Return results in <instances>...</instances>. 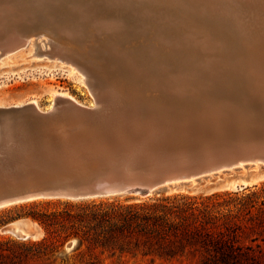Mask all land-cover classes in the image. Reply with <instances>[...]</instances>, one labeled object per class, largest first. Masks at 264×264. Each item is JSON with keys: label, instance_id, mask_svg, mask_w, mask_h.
Returning <instances> with one entry per match:
<instances>
[{"label": "rangeland", "instance_id": "obj_1", "mask_svg": "<svg viewBox=\"0 0 264 264\" xmlns=\"http://www.w3.org/2000/svg\"><path fill=\"white\" fill-rule=\"evenodd\" d=\"M115 6L114 0H0V10L11 9L13 12L12 17H6L13 21H4L5 25L2 26L4 34H9L11 30L17 29L27 37L23 39V45L20 48L8 52L0 50V104L12 106L22 103V105H25L31 101H35L40 109L44 110L43 112H47L56 103L52 97V91H55L64 94L68 93L72 97V100L79 102V105L81 104L87 108H91L92 105L97 107L91 88L80 80L81 72L77 69L73 72V66L70 63L50 53V50L54 48L52 39H56L59 42H65V40H67L66 42H73L69 45V48L75 47V44L81 47L86 44L92 45L90 43L92 39L98 40V42L94 43L95 46L103 42V38L113 41L120 39V48L127 50L125 54L122 53V56H118L116 51L111 52L110 49L108 50V54H103L104 52L98 53L103 58L108 57L110 59L103 65L101 72L94 71L96 75H100L103 78L105 83L102 82V84L108 88H111L113 84L114 86L118 85L120 94L117 93L118 90L114 89V91L120 96V101H118L120 106L132 105L133 101H137L146 107V109L139 111L140 114L156 116L158 120L164 118L163 125L160 124L161 127L159 128H155V126L162 122H154L151 118L146 119L151 123L148 126L152 127V130H169L171 132V128L167 126L169 124H164L166 117L169 115L177 120L176 123L185 122L184 124L188 125V127L184 129L193 130L195 133L198 132L200 140H194L190 137L182 138L181 132L180 135L177 132V136L174 134L171 138L172 140L169 139L166 142L168 144L165 143L164 146L160 147L161 150H156V152L152 153L146 152L144 155H141L129 152L128 150L123 151L119 149L118 145L107 148L105 144L109 139L104 133L106 129L99 124L85 121H81L80 123L78 120L68 119L67 130L63 132L58 129L62 134H72L73 137L65 135L64 140L60 141L54 135L57 126H59L56 119H50L48 122L36 121L31 118L30 110L23 107L14 117V126L16 127L12 131L11 142L9 141L8 148L2 149L0 152V196L9 194L14 189L47 188L60 181L69 182L73 175L90 177L99 171L107 172L108 169H117L116 164L110 159L115 152V155L117 154L116 156L120 159H118L120 165L124 166V170H121V172L128 171L129 173L136 174L142 171L149 172L154 168L163 170L166 166L168 168V166L174 165V167L170 168L177 169L180 166L178 162L182 161V155L194 163V159L201 160L208 153L216 155L220 153L219 151H225L229 147L234 148L240 145L242 147L247 143H253L252 141L257 139L260 142L264 141V52L262 53V50L264 51V39L262 38L264 37V9L261 12L262 16L259 15L255 21L247 15L244 16L243 22L247 25V29L214 32L212 30L200 29L199 23L193 21L195 22V29L190 20L186 21L184 18H181L178 20L181 23H179L176 30L170 31L171 33L164 32L161 34V32L150 30L152 29L153 22L148 21L147 23L144 20L146 18L138 12L135 14L136 16L133 15L135 17L125 12L123 18L121 17L122 30L119 29L117 32L108 31L103 27V24L105 21L111 22L117 17ZM154 6L151 8L147 7L148 10L150 9L151 15L159 13L161 16L162 13H166L164 7L160 9L161 6ZM262 6L264 8V0H262ZM125 8L127 7L125 6ZM161 10L163 11L161 12ZM2 19L0 20L2 21ZM251 22H253V25L250 27ZM42 29H49V32L46 33L49 36V47H46V45L42 47L37 42L32 45V41L40 39L41 35L32 37L26 35L33 31L46 32ZM223 32H225L226 36L225 34L223 35ZM70 33L73 34L71 35ZM230 34L232 35L230 36ZM63 37L66 39L64 40ZM244 40L248 43L247 46H245ZM56 41L55 43L59 46L60 43ZM74 41H78L79 43H74ZM252 43L255 53H253ZM148 52L150 53L148 54ZM256 53L260 56L259 58ZM138 70L140 74L136 73ZM145 72H148V75ZM150 72L158 76L157 79L160 82L157 81L153 85L151 79L156 78H151ZM113 74L118 78L116 80L119 81L117 82L119 84L112 83L114 81V78L112 79ZM163 74L165 75V79ZM187 78H191L192 80H187ZM239 92L241 93L239 94ZM95 107L92 109L98 108ZM184 110H189L190 112ZM202 113L205 117L202 116ZM130 114L135 115L133 112ZM193 115L196 120L193 119ZM261 115H263V118ZM67 116L73 118L72 115H66L65 117ZM188 116H191V118ZM245 117L246 120H244ZM185 119L187 120L185 121ZM115 120L109 122L116 125L119 121ZM130 124L128 127L134 126L140 129H151L146 124H139L135 120H131ZM226 125L227 127H225ZM213 128L216 129L214 130ZM52 129L54 130L52 131ZM92 134H97L100 138H103V142L99 140L94 141L91 137ZM49 135L51 138H49ZM68 139L74 140H71V142ZM17 140L20 142H17ZM37 140L38 142L36 143ZM29 141L30 143H28ZM78 141H84L87 147L79 148ZM188 141H190L189 144ZM31 142H34L33 145ZM98 143H103L104 147L101 151L99 150ZM63 144L69 147H65ZM209 150L212 152H208ZM180 152L184 154L180 155ZM124 154L127 155L125 156ZM119 155L122 156L120 157ZM124 158L126 159L124 160ZM11 163L12 165L15 164L13 166L15 169L11 167ZM150 163L152 164L150 165ZM256 164L254 161L246 160L242 164L243 166L229 167L214 174L200 176L193 181L176 183L171 187L162 188L147 197L130 194L111 198H116L120 201H126L127 199L132 201L133 199L145 200L162 195L189 194L207 196L217 192H240L247 187H261L264 185L263 163H259V168L255 167ZM152 165L154 166L151 167ZM8 166L13 171L18 169L19 172L22 168L21 174L18 171L16 172L17 175L16 173L14 174L11 169L9 170L10 167ZM30 166L31 168L33 166L32 169L35 174L32 172L33 170ZM56 168L58 171H56ZM29 170L32 171L30 172ZM2 171L6 175H3ZM242 186L246 187L242 189ZM31 207L32 204L29 202L0 210V242L11 241L7 246L14 254L11 258L0 260L3 264H87L90 260H93L96 264H153L150 259L143 258L142 256L120 257L117 255L113 256L108 252L101 253L98 251L94 256L90 257L86 245L81 248V252L76 251L78 247L77 239L70 240L49 256H27V249H30L32 243L41 241L45 237L44 230L37 223L28 219L36 225V237L23 240L8 232L7 228L17 219L26 218L23 215ZM40 209L46 210L45 205H42ZM155 264H199V258L186 257L172 262L157 261Z\"/></svg>", "mask_w": 264, "mask_h": 264}, {"label": "trees", "instance_id": "obj_2", "mask_svg": "<svg viewBox=\"0 0 264 264\" xmlns=\"http://www.w3.org/2000/svg\"><path fill=\"white\" fill-rule=\"evenodd\" d=\"M30 203L23 216L37 223L45 237L32 243L27 256H49L77 239L76 251L86 245L90 257L99 251L142 256L153 264L186 257L199 258V264H264V185L207 196ZM10 242H0V260L14 256Z\"/></svg>", "mask_w": 264, "mask_h": 264}, {"label": "bare ground", "instance_id": "obj_3", "mask_svg": "<svg viewBox=\"0 0 264 264\" xmlns=\"http://www.w3.org/2000/svg\"><path fill=\"white\" fill-rule=\"evenodd\" d=\"M259 2V3H257ZM114 4H116V8H115V13L117 14V17L115 19H113L111 22H104V26L108 31L112 30V31H116L117 30H122V18L125 15V12L128 15H135L138 13H141V15H143L148 23V21H152V26L150 30H153L155 32H170L173 30H176V28L179 26L178 20H180L181 18H184L186 21L192 22V26H194V28L196 29L193 21H196L197 23H199V28L203 29V30H212L214 32L217 31H229V30H233V29H237V30H241V29H247V25L244 24L243 19L244 16H249L251 17V19H253L254 21L259 17V15L262 16L261 12L263 11V6H262V0H114ZM2 5V4H1ZM154 5H156V7H160V9H163L164 7V11L166 13H162L161 16L159 13H157L156 15H151L148 8H151L152 6L155 7ZM125 6L128 8H125ZM6 8H10V7H6ZM111 8V7H110ZM159 9V8H158ZM83 10V9H82ZM81 10V11H82ZM154 10V9H153ZM20 11V10H19ZM95 11V10H94ZM142 11V12H141ZM156 11V10H155ZM163 10H161L162 12ZM152 12V11H151ZM159 12V11H158ZM153 13V12H152ZM264 14V13H263ZM7 16H13V12L11 9L7 10V9H1L0 10V19H2V21L0 20V50H4L6 52L20 48L22 44L23 39L27 38L25 37L24 34H22L20 31L16 30H11L9 32V34H4L3 31V27L5 25L4 21H13L10 20L8 18H6ZM108 16V15H107ZM136 16V15H135ZM133 16V17H135ZM260 16V17H261ZM122 17V18H121ZM15 18V17H14ZM111 18V17H110ZM132 18V17H131ZM262 18V17H261ZM6 19V20H5ZM16 20V19H15ZM145 21V22H146ZM252 21V20H251ZM260 21V20H259ZM264 21V20H263ZM259 23V22H256ZM253 25V22L250 23V27ZM8 26V25H7ZM13 26V25H12ZM11 26V27H12ZM9 27V26H8ZM10 27V28H11ZM249 27V28H250ZM256 27V26H255ZM174 28V29H172ZM80 29V28H79ZM46 32L42 33V32H29V34L27 33L26 35L28 37H32L35 35H41L40 39L32 41V45H34L35 42L39 43L42 47L46 45V47H49V36L46 34L47 32H49V29H42ZM187 31V30H186ZM239 32V31H238ZM113 33V32H112ZM121 33V32H120ZM171 33V32H170ZM241 33V32H240ZM49 34V33H48ZM71 34V33H70ZM73 34V33H72ZM71 34V35H72ZM115 34V33H114ZM118 34V33H117ZM133 34V33H132ZM173 34V33H172ZM184 34V33H183ZM225 34V32H223V35ZM233 34V33H232ZM230 34V36L232 35ZM113 35V34H112ZM116 35V34H115ZM147 36V34H145ZM177 35V34H176ZM229 35V34H228ZM240 35V34H239ZM243 35V34H242ZM117 36V35H116ZM226 36V34H225ZM234 36V35H233ZM92 37V36H91ZM115 37V36H113ZM163 37V36H162ZM202 37V36H201ZM53 38V37H52ZM64 38V37H63ZM155 38V37H154ZM173 38V37H172ZM249 38V37H248ZM257 38V37H256ZM264 39V37H262ZM66 38H64L65 40ZM150 39V38H148ZM162 39V38H161ZM228 39V38H227ZM244 39V38H243ZM246 39V36H245ZM54 42V48H52V50H50V53H53V55L55 57H58L60 59H62L63 61L70 63L73 68L72 71H76L79 70L81 72V76H80V80L83 84L88 85L91 88V91L94 95V98L96 100V106L92 105L91 108H87L85 106H82L81 104L79 105V102H75L74 100H72L71 96L68 93H58L55 91H52V97L54 99V101H56L55 105L52 106L50 108V110H48L47 112H43L40 107L38 106L37 102L35 101H31L30 103H28L29 105H33V108H29L30 112H33L31 109L34 110L35 113L37 114H44L47 116V118L49 119H56V121L59 123V126H57V128H59L61 131H66L68 128V120L67 118H65L66 115H72V116H78V118H83L86 119L88 117H94L95 115L97 116V114H105V118L109 119V118H113L116 119L115 121H119V123H117L116 125H118L119 129H133V127H128L130 124L131 120H135L137 121V123H144L146 124V126H148V124H151L149 121H147L146 119H152L154 122H162V123H158L155 128H159L161 127L160 124L163 125V119L158 120L156 116H145L144 114H140L139 111H141L142 109H146V107H144V105H142L141 103H138L137 101H133L134 103L132 105H119V95L120 94V89L118 88V85L114 86L111 85V88H108L106 86H104L102 84L105 83L103 78L100 75H96L94 71H100L103 69V65L106 64L108 62V60H110L108 57L107 58H103L102 56H100L98 53H103V54H108V50L110 49L111 52H115L117 53V55L122 56V53L125 54L127 50L120 48L121 46V41L120 39H116V40H108L106 38H103V42L98 43V46H95L94 43L98 42V40L96 41L95 39H92L90 41V43H92V45H83L82 47L79 46L78 44H75V47L73 48H69V45L72 44L71 41L66 42L67 40L64 41H56V39H52ZM63 40V39H62ZM122 40V39H121ZM139 40V39H138ZM152 40V39H151ZM190 40V39H189ZM193 40V39H192ZM58 42L60 43L59 46L55 43ZM106 41V42H104ZM136 41V40H135ZM178 41V40H177ZM191 41V40H190ZM202 41V40H201ZM200 41V42H201ZM242 41V40H241ZM248 42V40H246ZM250 41V40H249ZM253 41V40H252ZM263 41V40H262ZM78 42V41H74ZM134 42V41H133ZM169 42V41H168ZM165 42V43H168ZM243 42V41H242ZM241 42V43H242ZM245 42V40H244ZM79 43V42H78ZM157 43V42H156ZM196 43V42H195ZM232 43V42H231ZM251 43V42H250ZM249 43V45H250ZM256 43V42H255ZM233 45V43H232ZM242 45H244V43H242ZM248 43L245 42V46H247ZM253 45V43H252ZM157 46V45H156ZM231 46V45H230ZM258 46V45H256ZM150 47V46H149ZM158 47V46H157ZM191 47V46H190ZM244 47V46H243ZM254 49V45L252 46ZM159 48V47H158ZM174 48V47H173ZM188 48V47H187ZM246 48V47H245ZM244 48V49H245ZM127 49V48H126ZM183 49V48H182ZM251 49V48H249ZM247 49V50H249ZM164 50V49H162ZM168 50V49H167ZM185 50V49H184ZM192 50V49H191ZM259 50V49H258ZM133 51V50H132ZM179 51V50H178ZM183 51V50H182ZM194 51V50H193ZM235 51V50H234ZM233 51V52H234ZM241 51V50H240ZM254 51V52H253ZM252 52L255 53V49ZM94 52V53H93ZM153 52V51H152ZM162 52V51H160ZM173 52V51H172ZM175 52V51H174ZM190 52V50H189ZM243 52V51H242ZM258 52V51H257ZM264 51L262 50V53ZM150 52H148L149 54ZM192 53V52H191ZM232 53V52H230ZM229 53V54H230ZM188 54V53H187ZM235 54V53H234ZM245 54V53H244ZM251 54V53H250ZM257 54V53H256ZM255 54V55H256ZM160 55V54H159ZM177 55V54H176ZM193 57L194 54H192ZM221 55V54H220ZM249 55V54H248ZM254 55V54H253ZM258 55V54H257ZM146 56V55H145ZM150 56V55H148ZM211 56V55H210ZM247 56V55H246ZM151 57V56H150ZM232 57V55H231ZM236 57V56H235ZM243 57V56H241ZM252 57V56H251ZM256 57V56H255ZM254 57V58H255ZM260 56L258 55V58ZM248 58V57H247ZM253 58V57H252ZM251 58V59H252ZM264 58V57H263ZM214 60V59H213ZM257 60V59H256ZM194 61V60H193ZM212 61V60H211ZM262 61V60H260ZM259 61V62H260ZM196 62V61H195ZM228 62V61H227ZM255 62V61H254ZM187 63V62H186ZM216 63V62H215ZM263 63V61H262ZM260 63V64H262ZM197 64V63H196ZM228 64V63H227ZM236 64V63H235ZM257 64V63H256ZM225 65V64H224ZM124 66V65H122ZM147 66V65H146ZM194 66V65H193ZM249 66V65H248ZM263 66V65H262ZM159 67V66H158ZM177 67V66H176ZM196 67V66H195ZM236 67V66H235ZM261 67V66H260ZM101 68V69H100ZM155 68V67H153ZM180 68V67H179ZM262 68V67H261ZM264 68V66H263ZM146 69V67H145ZM135 70V69H134ZM117 71V70H116ZM187 71V70H186ZM189 72V71H188ZM193 72V71H192ZM261 72V71H260ZM137 74L139 73V70L136 72ZM151 73V72H150ZM208 73V72H207ZM259 73V72H258ZM257 73V74H258ZM145 74L148 75V72H145ZM161 74V73H160ZM188 74V73H187ZM206 74V73H205ZM238 74V73H237ZM249 74V73H248ZM261 74V73H260ZM164 75V74H163ZM189 75V74H188ZM187 75V77H188ZM146 76V75H145ZM151 78H156V79H151L152 84L154 85L155 83H157V81L160 82L158 78V76L154 75L151 73ZM196 76V75H195ZM200 76V74H199ZM252 76V75H251ZM258 76V75H257ZM256 76V77H257ZM178 77V76H177ZM197 77V76H196ZM233 77V75H232ZM114 78V79H113ZM201 78V76H200ZM112 79L116 82H112L115 84H119L117 82H119L116 75L113 74ZM145 79V78H144ZM164 79H165V75H164ZM191 79V78H190ZM187 78V80H190ZM240 79V78H238ZM262 79V78H260ZM149 80V79H148ZM186 80V81H187ZM192 80V79H191ZM221 80V79H220ZM150 81V80H149ZM162 81V80H161ZM168 81V80H166ZM260 81V80H259ZM110 83V82H109ZM185 83V82H184ZM187 83V82H186ZM193 83V82H192ZM176 84V83H175ZM263 84V82H262ZM157 85V84H156ZM190 85V84H189ZM211 85V84H210ZM169 86V85H168ZM193 86V85H192ZM235 86V85H234ZM180 87V84H179ZM185 87V86H184ZM148 88V87H147ZM182 88V86H181ZM216 88V87H215ZM236 88V87H235ZM234 88V89H235ZM246 88V87H245ZM114 89L117 91L118 90V94L114 91ZM129 89V88H128ZM126 89V90H128ZM173 90V88H171ZM264 89V88H263ZM125 90V89H124ZM139 90V89H138ZM186 90V89H185ZM244 90V89H243ZM242 90V91H243ZM247 90V89H246ZM182 91V89H181ZM239 91V90H238ZM134 92V91H133ZM177 92V91H175ZM180 92V91H179ZM192 92V91H191ZM246 92V91H245ZM235 93V90H234ZM241 92H239L240 94ZM129 94V93H128ZM174 94V92H173ZM246 94V93H245ZM175 95V94H174ZM184 95V93H183ZM191 95V94H190ZM205 96V95H204ZM249 96V95H248ZM243 97V95H242ZM129 98V97H128ZM132 98V97H131ZM74 99V98H73ZM142 99H144L142 97ZM141 99V101H142ZM182 99V98H181ZM134 100V99H133ZM210 100V99H209ZM132 101V100H131ZM118 102V104H117ZM130 102V101H129ZM127 103V102H126ZM132 103V102H131ZM157 103V102H156ZM22 105V103L16 104L14 106L17 107H25L26 105ZM153 104V103H152ZM240 105V103H239ZM246 105V104H245ZM120 106V107H119ZM130 106V107H129ZM156 106V105H155ZM178 106V105H177ZM235 106V105H234ZM0 107H5V105L0 104ZM93 107L97 108V109H92ZM183 107V106H181ZM231 108V107H230ZM229 109V108H228ZM243 109V108H242ZM36 110V111H35ZM169 110V109H168ZM233 110V109H232ZM184 111H188L189 110H184ZM231 111V110H230ZM263 111V110H262ZM121 112V113H120ZM134 113L135 115H131L130 113ZM200 112V111H199ZM220 112V111H219ZM159 113V112H157ZM184 113V112H183ZM204 113V112H203ZM202 113V114H203ZM207 113V112H206ZM205 113V114H206ZM200 114V113H199ZM211 114V113H210ZM226 114V113H225ZM263 114V113H262ZM201 115V114H200ZM199 115V116H200ZM258 115V114H257ZM10 118V114L8 115ZM165 116V115H164ZM167 116V115H166ZM194 116V115H193ZM204 116V114L202 115ZM207 116V115H206ZM212 116V115H211ZM263 118V115H261ZM260 116V117H261ZM191 118V116H188ZM187 117V118H188ZM198 117V116H197ZM205 117V116H204ZM221 117V116H220ZM228 117V116H227ZM226 117V118H227ZM236 117V116H234ZM199 118V117H198ZM216 118V117H215ZM219 118V117H218ZM251 118V117H249ZM257 118V117H256ZM255 118V119H256ZM73 119V118H71ZM89 119V118H88ZM195 116H194V118ZM238 119V118H236ZM244 119V118H243ZM248 119V118H247ZM111 119H109L110 121ZM151 120V121H152ZM187 119H185L186 121ZM189 120V119H188ZM191 120V119H190ZM200 120V119H199ZM204 120V119H203ZM209 120V119H208ZM224 120V119H223ZM246 120V117L245 119ZM249 120V119H248ZM86 122V120H83ZM93 122H91L92 124H95V120H91ZM166 122H164L165 125H167L168 127L171 128V132L176 134L177 132L180 135V132L182 134V138L184 137H192L191 133H195L193 130L189 131L188 129H184L186 127H188V125L184 124V123H176L177 120L175 118H172V116L166 117ZM193 121V120H191ZM205 121V120H204ZM202 121V122H204ZM257 121V120H256ZM89 122V121H88ZM199 122V121H198ZM208 122V121H207ZM212 123V121H210ZM214 122V121H213ZM232 122V121H231ZM188 123V121H187ZM194 123V122H192ZM191 123V124H192ZM201 123V121H200ZM38 124V122H37ZM83 124V123H82ZM189 124V123H188ZM210 124V123H209ZM47 125V124H46ZM51 125V124H50ZM54 125V124H53ZM56 125V124H55ZM202 125V124H201ZM230 125V124H229ZM76 126V125H75ZM192 126V125H191ZM190 126V127H191ZM195 126V124H194ZM204 127V125H202ZM215 126V125H214ZM231 126V125H230ZM261 126V125H260ZM1 127V124H0ZM16 127V126H14ZM50 127V126H48ZM52 127V126H51ZM50 127V128H51ZM94 127V126H93ZM102 127V126H101ZM149 128L152 129V127L148 126ZM167 127V128H168ZM193 127V126H192ZM196 127V126H195ZM200 127V126H199ZM210 127V126H208ZM207 127V128H208ZM220 127V126H219ZM227 127V125L225 126ZM49 128V129H50ZM54 128V126H53ZM48 129V128H47ZM93 129V128H92ZM164 129V128H163ZM192 129V128H190ZM194 129V128H193ZM199 129V128H198ZM206 129V128H205ZM214 129V128H213ZM216 129V128H215ZM214 129V130H215ZM226 129V128H225ZM54 129H52L53 131ZM207 130V129H206ZM218 130V129H217ZM221 130V129H220ZM219 130V131H220ZM231 130V129H230ZM263 130V129H262ZM15 131V130H14ZM48 131V130H46ZM80 131V130H79ZM169 131V130H168ZM199 131V130H198ZM210 131V130H208ZM223 131V130H222ZM247 131V129H246ZM264 131V130H263ZM68 132V131H67ZM73 132V131H72ZM202 132V130H201ZM205 132V131H204ZM47 133V132H46ZM51 133V132H50ZM105 133V132H104ZM198 133V132H197ZM209 133V132H208ZM64 134V133H63ZM224 134V133H223ZM222 134V135H223ZM248 134V133H247ZM6 138L8 139V141L11 142V137L12 134H6ZM55 135V134H54ZM52 135V136H54ZM67 135V133L65 134ZM198 135V134H197ZM200 135V134H199ZM177 136V134H176ZM236 136V135H235ZM264 136V135H263ZM79 137V136H78ZM180 137V136H179ZM200 136H198L199 138ZM246 137V136H245ZM49 138L50 135H49ZM57 138V137H56ZM82 138V137H81ZM29 139V138H28ZM102 140H104L103 138H101ZM176 139V138H175ZM257 139V138H255ZM27 140V139H26ZM70 140V139H68ZM72 141L74 139H71ZM70 140V141H71ZM81 140V139H80ZM172 140V139H171ZM183 140V139H182ZM181 140V141H182ZM200 140V139H199ZM217 140V139H216ZM246 140V139H245ZM258 140V139H257ZM254 140L252 141L253 143L250 144H246L245 146L243 145L241 147H229L228 149H226L225 151H219V154L216 155H210V153H208L203 159L201 160H196L194 159V163L191 160H188L186 157H184V153L180 152V155H182L181 157V162H178V164L180 165L179 168H177V172H181L183 171L184 173L188 174L191 179H195L198 174L194 172V169H198V170H206L205 173L206 174H214L215 171V167L218 165L220 166V170H225L226 168L232 167L234 168L235 166H230V164L233 161H237L236 163L238 165H242L246 160H251L254 161L256 164V168H259V163H263L264 166V141H257ZM42 141V140H41ZM52 141V139H51ZM71 141V142H72ZM109 141V140H108ZM178 141V140H177ZM184 141V140H183ZM202 141V140H201ZM17 142H20L17 140ZM38 142V140L36 141V143ZM53 142V141H52ZM103 142V141H102ZM174 142V141H173ZM187 142V141H186ZM190 141H188L189 144ZM30 143V141L28 142ZM32 143V142H31ZM34 143V142H33ZM32 143V145H33ZM68 143V142H67ZM93 143V142H92ZM106 143V142H105ZM115 143V142H114ZM197 143V142H196ZM204 143V142H203ZM56 144V143H55ZM168 144V143H166ZM206 144V143H205ZM28 145V144H27ZM199 145V144H198ZM75 147H77L76 144H74ZM162 146V143H161ZM232 146V145H231ZM27 147V146H26ZM185 147V146H184ZM197 147V146H195ZM228 147V146H227ZM29 148V147H28ZM78 148V147H77ZM189 148V147H188ZM210 149V148H209ZM191 150V148H190ZM158 151V150H157ZM172 151V150H171ZM170 151V153H171ZM206 151V150H205ZM208 152H212V151H208ZM116 153V152H115ZM114 153V154H115ZM125 153V152H124ZM149 153V152H148ZM152 153V152H151ZM174 153V152H173ZM166 154V153H165ZM175 154V153H174ZM179 154V153H178ZM202 154V153H201ZM45 155V154H44ZM51 155V154H50ZM48 155V156H50ZM117 155V154H116ZM115 155V156H116ZM125 156L127 154H124ZM138 155V154H137ZM120 156V155H119ZM122 156V155H121ZM120 156V157H121ZM130 156V155H129ZM165 156V155H164ZM169 156V155H168ZM167 156V158H168ZM134 157V156H133ZM135 157H137L135 155ZM171 157V155H170ZM127 158V157H126ZM124 158V160L126 159ZM39 159V157H38ZM119 159V158H118ZM129 159V157H128ZM149 159V158H148ZM187 159V160H185ZM120 160V159H119ZM122 160V159H121ZM133 160V159H132ZM168 160V159H167ZM131 161V159H130ZM123 162V161H121ZM133 162V161H132ZM9 163V162H8ZM168 163V162H167ZM152 163H150L151 165ZM15 164L12 165L11 163V167H13ZM36 165V164H35ZM34 165V166H35ZM157 165V164H156ZM6 166V165H5ZM154 165H152L151 167H153ZM175 166V165H174ZM174 166H170V167H174ZM243 166V165H242ZM10 167V166H8ZM7 167V168H8ZM11 167L9 168V170L11 169ZM22 167V166H21ZM167 167V166H166ZM165 167V168H166ZM169 167V166H168ZM178 167V166H177ZM31 168V166H30ZM33 168V166H32ZM31 168V169H32ZM42 168V167H41ZM110 168V167H109ZM148 168V167H147ZM13 169H15L13 167ZM13 169H11L13 171ZM29 169V168H28ZM35 169V168H34ZM153 169V168H152ZM158 169V168H157ZM164 169V168H163ZM176 169V168H175ZM21 170L20 172L18 171V169L16 171H13V173L15 174L17 171L19 172V174H21ZM33 170V169H32ZM32 170H29L30 172ZM36 170V169H35ZM111 170V169H110ZM108 169V171H110ZM150 170V169H149ZM218 170V172L220 171ZM37 171V170H36ZM56 171L57 168H56ZM10 172V171H8ZM34 173V170L32 171ZM55 172V171H54ZM148 172V171H147ZM32 173V174H33ZM11 174V172H10ZM35 174V173H34ZM17 175V173H16ZM204 175V174H203ZM12 176V175H11ZM19 176V175H18ZM15 177V175H14ZM160 190V189H159ZM158 191V190H157ZM153 194V193H152ZM124 196V195H123ZM111 198V197H110ZM40 201V200H39ZM25 223L27 224L29 229H33L34 227H36V225L31 221V220H26ZM29 236V234H27Z\"/></svg>", "mask_w": 264, "mask_h": 264}, {"label": "water", "instance_id": "obj_4", "mask_svg": "<svg viewBox=\"0 0 264 264\" xmlns=\"http://www.w3.org/2000/svg\"><path fill=\"white\" fill-rule=\"evenodd\" d=\"M27 110L33 108V105H26ZM23 108V107H22ZM21 107L17 106H5L0 107V152L2 149L8 148V139L6 134H12L15 122V116L20 111ZM30 116L32 119L41 122L50 121L44 114H37L31 109ZM36 111V110H35ZM11 115L10 118L8 115ZM105 114H97L94 117H88L86 119L78 118L75 115L73 116L74 120H78L80 123L83 120L86 122H93L99 124L106 129V137L110 141H106L105 146L107 148L112 147L113 145H118L121 150H128L129 152L139 153L144 155L146 152H156V150H161V143L164 144L174 136V133L160 130L154 131L152 129H118V126L114 125L112 122H109V119L114 120L113 118H105ZM67 120H72L70 117H65ZM17 120V119H16ZM110 120V121H111ZM194 140L199 139L197 133H191ZM55 135L60 141H63L66 137L65 134H62L61 131L57 128L55 130ZM68 137H73L72 134H68ZM92 139L95 141L102 142V139L97 134H92ZM189 138V137H188ZM115 142V144H113ZM79 148H86L84 141H78ZM105 143V142H104ZM69 147L68 145H64ZM99 150L103 149V143H98ZM114 150V149H112ZM117 150V149H116ZM164 151V150H163ZM112 161L118 167L117 169L110 171H99L93 176L87 177L84 175H73L69 182H58L57 184L47 187V188H34V189H14L11 190L9 194L0 196V210L16 206L24 203L33 202L36 200H51V199H62V200H89V199H98V198H110L115 196L123 195H140L142 197H147L152 193L156 192L159 189L171 187L176 183L193 181L191 177L184 173L183 171L177 172V169H172L166 167L162 169H153L149 172H139V173H129L128 171L121 172L124 170V166L120 165L118 161V156H111ZM237 161H233L230 166L237 167ZM234 167V168H235ZM220 166L215 167V173L220 170ZM120 170V171H119ZM206 170L194 169V172L198 174V177L208 175L205 173ZM3 175H6L2 171ZM204 174V175H203ZM246 186H242L244 189ZM29 218H19L16 221L12 222L7 231L14 234L20 239L28 240L30 238L36 237V227L32 230L28 228L25 223ZM29 234V236L27 235Z\"/></svg>", "mask_w": 264, "mask_h": 264}]
</instances>
